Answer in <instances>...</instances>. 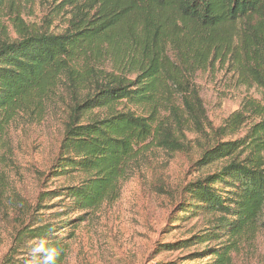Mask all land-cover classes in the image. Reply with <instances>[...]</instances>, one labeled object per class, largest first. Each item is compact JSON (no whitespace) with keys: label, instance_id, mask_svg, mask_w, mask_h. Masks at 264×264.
<instances>
[{"label":"trees","instance_id":"16d2710c","mask_svg":"<svg viewBox=\"0 0 264 264\" xmlns=\"http://www.w3.org/2000/svg\"><path fill=\"white\" fill-rule=\"evenodd\" d=\"M12 3L0 0V32L3 8ZM66 4L73 17L65 32H35L15 18L16 37H0V132L59 84L69 83L74 99L51 171L53 179L73 183L49 192L37 209L50 210L44 203L57 201L61 212L30 217L15 202L19 219L26 220L19 222L5 264H41L38 257L18 259L41 239L56 248V264H66L76 230L112 198L131 167L153 145L188 150V135L202 151L201 169L226 164L182 191L180 221L202 218L205 228L164 249L190 251L188 264H234L264 231V0ZM124 41L125 54L114 53L107 66L113 51L103 49ZM215 68L258 94L247 96L218 128L195 81L197 73ZM245 127V136L227 140ZM3 183L0 174V188Z\"/></svg>","mask_w":264,"mask_h":264},{"label":"rangeland","instance_id":"374dc122","mask_svg":"<svg viewBox=\"0 0 264 264\" xmlns=\"http://www.w3.org/2000/svg\"><path fill=\"white\" fill-rule=\"evenodd\" d=\"M70 0H13L5 5L1 15L3 30L0 37L14 39L16 30L10 23L19 18L24 28L35 32L60 34L70 27L72 8ZM128 48L124 41L120 48H104L109 55L107 66L123 56ZM128 53V52H127ZM125 61V59H124ZM195 81L201 91L209 121L221 127L234 112L240 109L247 97L258 98L253 89L236 87V81L225 70L218 68L199 72ZM73 89L70 84H59L48 96L35 99L30 111L17 112L4 131L0 132V174L4 178L0 199V264H5L20 228V212L14 207L25 206L30 217L47 214L56 218L57 201L46 202L50 210H40L41 200L49 192L73 183L52 178V167L57 159L63 136V123L72 105ZM245 127L227 140L245 136ZM190 148L172 152L163 146L153 145L146 156L136 162L120 181L116 192L89 220L80 225L69 242L70 253L66 264H188L185 258L190 251H166L165 246L186 240L201 232L205 219L183 220L179 203L185 186L212 174L226 162L207 169L197 164L202 151L197 147L195 135H188ZM17 196V197H15ZM46 217V218H47ZM179 219V220H178ZM34 257L29 254L19 260ZM30 264V263H27ZM234 264H264V231L240 255Z\"/></svg>","mask_w":264,"mask_h":264},{"label":"clouds","instance_id":"9594fccd","mask_svg":"<svg viewBox=\"0 0 264 264\" xmlns=\"http://www.w3.org/2000/svg\"><path fill=\"white\" fill-rule=\"evenodd\" d=\"M30 252L33 257H38L41 260V264H56V248L50 246L47 241L43 239L33 243L30 247Z\"/></svg>","mask_w":264,"mask_h":264}]
</instances>
